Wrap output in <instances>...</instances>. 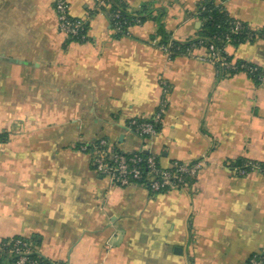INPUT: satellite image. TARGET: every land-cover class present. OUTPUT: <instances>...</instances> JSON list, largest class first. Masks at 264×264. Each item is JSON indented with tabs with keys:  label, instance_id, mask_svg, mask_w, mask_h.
Returning a JSON list of instances; mask_svg holds the SVG:
<instances>
[{
	"label": "crops",
	"instance_id": "crops-1",
	"mask_svg": "<svg viewBox=\"0 0 264 264\" xmlns=\"http://www.w3.org/2000/svg\"><path fill=\"white\" fill-rule=\"evenodd\" d=\"M68 1L90 23L84 43L60 33L53 0H0V237L25 239L55 264H248L264 250V176L231 165L264 163V86L220 76L204 50L171 59L152 44L153 20L117 37L105 0ZM120 1L163 11L176 41L202 26L204 0ZM213 2L264 28V0ZM226 52L264 67L263 40ZM163 85V125L144 140L127 124L158 110ZM101 138L163 167L204 166L184 190L118 187L79 149Z\"/></svg>",
	"mask_w": 264,
	"mask_h": 264
},
{
	"label": "built area",
	"instance_id": "built-area-1",
	"mask_svg": "<svg viewBox=\"0 0 264 264\" xmlns=\"http://www.w3.org/2000/svg\"><path fill=\"white\" fill-rule=\"evenodd\" d=\"M53 5L60 33L70 41L86 42L89 31L86 29L88 20L73 17L70 13L68 0H53ZM109 19L111 23L114 22L112 28L114 32H121L120 14L109 11ZM141 25L137 22L136 26ZM231 26L230 33L232 35L242 34L245 31L243 22L240 20H235ZM131 27L133 26H130L129 30ZM225 39L228 44L224 51L218 50L214 44H208L188 50L187 55H192L196 50H204L205 55L200 59L214 65L218 71L246 69L251 75L255 74L258 68L250 66L253 63L237 64L234 59L228 60L226 48L231 45V38L226 35ZM260 40L264 41V32L262 35L256 32L247 34V41ZM159 42V39H154L152 44L170 57V46L162 45ZM258 81L260 85L264 86V72L258 76ZM169 93L170 89L163 85V97L158 110L147 119L130 120L127 124L128 129L144 140L157 135L163 125ZM79 149L91 157L94 170L101 176L110 179L114 185L122 188L139 186L154 194L187 189L197 179L204 166V159H202L191 163L174 161L169 166L163 167L157 158L144 151V148L126 153L120 150L116 143L106 138L98 139L89 145L80 146ZM231 168L234 173L241 177L251 173H259L264 176V165H260L257 161H249L241 167H232L231 165ZM0 252L14 257L16 259L15 264H44L39 259L30 258V255L35 253L34 247L30 242L20 237L8 239L0 237ZM248 264H264V250L254 253L248 259Z\"/></svg>",
	"mask_w": 264,
	"mask_h": 264
},
{
	"label": "trees",
	"instance_id": "trees-1",
	"mask_svg": "<svg viewBox=\"0 0 264 264\" xmlns=\"http://www.w3.org/2000/svg\"><path fill=\"white\" fill-rule=\"evenodd\" d=\"M107 4L111 6V12H117L120 14L119 21L122 24V31L116 33L117 37H123L128 34L130 26H136L137 22L139 24H144L148 20H153L158 24V30L154 39H159V43L162 45L170 46L171 55L170 58L174 59L178 56L187 55L188 50H193L194 48L206 46L208 44H214L218 50L224 51L228 42L225 39L226 35L231 38L232 46H239L245 43H254L256 41H247L248 33H260L263 34L264 28L261 30H254L248 24L243 22L245 31L242 34L232 35L230 33L231 25L236 20L232 18L228 12L220 6H216L213 0H204L199 3L197 8L196 16L201 21L202 26L197 32L195 37H192L184 42L174 40L169 33L165 31L163 25L164 12L155 10L149 6H143L138 12H130L127 6L120 0H105ZM242 22V21H241ZM113 28L114 22L111 23ZM90 23L88 21L86 29L89 30ZM228 60H232L233 57L227 55ZM237 64L248 63L243 60H235ZM250 66L257 67L258 71L251 75L246 69H240L238 71H222L219 70L220 76H232L238 73H244L247 75L255 84L260 85L258 81V76L264 72V67L257 64H250ZM250 160H240L232 164V167H241L248 163ZM260 165L264 163L259 162ZM27 241V240H26ZM29 242V241H28ZM31 259H39L44 264H55L40 255L34 253L30 255ZM16 259L6 253L0 252V264H15Z\"/></svg>",
	"mask_w": 264,
	"mask_h": 264
}]
</instances>
